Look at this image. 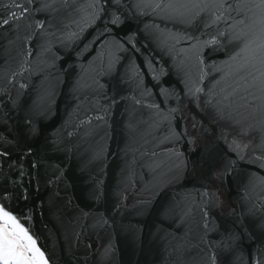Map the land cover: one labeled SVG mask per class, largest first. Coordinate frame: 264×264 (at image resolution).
<instances>
[{
	"label": "water",
	"instance_id": "95a60500",
	"mask_svg": "<svg viewBox=\"0 0 264 264\" xmlns=\"http://www.w3.org/2000/svg\"><path fill=\"white\" fill-rule=\"evenodd\" d=\"M262 19L0 0V185L49 264H264Z\"/></svg>",
	"mask_w": 264,
	"mask_h": 264
},
{
	"label": "snow or ice",
	"instance_id": "6c2138e0",
	"mask_svg": "<svg viewBox=\"0 0 264 264\" xmlns=\"http://www.w3.org/2000/svg\"><path fill=\"white\" fill-rule=\"evenodd\" d=\"M3 23L7 24L8 21L4 20ZM261 23L264 24V19ZM259 47L264 50V43ZM31 151V148L26 149L28 155H31ZM11 156L12 151L8 148L0 150V160ZM53 175L56 179L60 178L55 172ZM8 192L7 187L0 185V264H49L45 252L38 246L37 239L30 233L25 223H22L23 217L4 203L8 199ZM259 228L264 232V224L259 225ZM211 260L212 264H215V254L211 256Z\"/></svg>",
	"mask_w": 264,
	"mask_h": 264
}]
</instances>
